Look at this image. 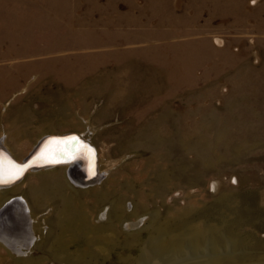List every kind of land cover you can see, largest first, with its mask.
Here are the masks:
<instances>
[{
  "label": "rangeland",
  "instance_id": "1",
  "mask_svg": "<svg viewBox=\"0 0 264 264\" xmlns=\"http://www.w3.org/2000/svg\"><path fill=\"white\" fill-rule=\"evenodd\" d=\"M1 7L16 12L0 10V31L5 26L26 34L28 25L41 22L44 38H21L13 47L8 43L15 36L10 35L0 48V93L5 94L0 96V138L34 140L51 132H78L89 120L100 131L90 140L105 161L114 163L115 179L134 178L139 161L145 160L141 165L151 186L155 173L146 162L151 163L152 151L125 150L119 139L128 145L139 130L156 128V119L170 115L177 135L171 155L175 186L169 197L177 194L183 206L190 195L196 212L188 223H204L210 230L206 240L223 242L214 256H246L252 260L246 264H264V26L259 27L264 0H0ZM48 7L73 12L61 17L52 12L49 17L58 22L56 30H49L50 21L38 15ZM174 32L179 37H166ZM215 39L223 42L221 48ZM139 49L143 53L134 54ZM215 50L224 55L214 57ZM134 65L146 76L149 65L158 66V83L168 86L166 76L173 70V95H164L166 90L157 97L147 94L142 84L147 79L141 84L134 79L144 92L140 101L130 100L125 110L122 103L111 108L112 84L106 78L129 89L133 78L127 68L139 70ZM97 90V97H82ZM70 120L77 125L60 127ZM18 131L26 136L18 137ZM167 164L165 159L157 163L162 172ZM26 184L15 189L23 192ZM20 192L9 194L15 207L3 211L4 222L0 220V264L45 257L36 245L57 233L48 224L55 204L34 208L30 219L18 209L17 199L25 200ZM225 196L231 200L219 203ZM199 210H205L204 221ZM93 221L100 222L99 217ZM7 239L16 244H5ZM17 247H28L29 253L17 254ZM182 254L187 255L186 245ZM109 264L119 263L112 258Z\"/></svg>",
  "mask_w": 264,
  "mask_h": 264
},
{
  "label": "bare ground",
  "instance_id": "2",
  "mask_svg": "<svg viewBox=\"0 0 264 264\" xmlns=\"http://www.w3.org/2000/svg\"><path fill=\"white\" fill-rule=\"evenodd\" d=\"M48 8H46L48 10L47 13H38V15H40L39 19L50 21L47 26L49 30H56V23L58 22V20L49 17L52 12H54V15L58 14L57 16L59 17L62 14H67V12H73L70 9L68 11L66 9L57 11L56 7L55 9ZM0 10L7 12L2 7ZM13 12H16L14 7L12 10L8 9L7 13ZM236 23L239 24L241 21L238 20ZM36 24L34 26L28 25L26 29L29 32L21 35V30L12 31V29H6L5 26H2L0 48L4 46V43H7L8 38H11L8 37L10 35L15 36V38L9 39L10 43H8L13 47L17 41L23 40L21 38L25 40L31 38L37 41L43 39V35L39 33L43 30V25H41V22ZM262 26L264 24L259 23V27ZM179 34V32H174L166 37L178 36ZM214 43L219 48L223 46V42L219 39H215ZM142 49H139L134 54H142ZM150 50H152V53L155 51L153 47H150ZM223 50L226 52L225 49ZM214 53V57L224 55L217 50ZM133 67H138L139 70L127 68V70L131 71L133 78L131 81L133 82L131 84L132 87L129 89L121 86V82L116 81V83H113L114 78L112 77L106 78L112 84L110 91L111 108L122 103L125 110L130 100L140 101L138 97L142 98L141 96L144 95L143 91H146L147 94L152 93L151 95L155 97L163 90H166L164 95H173L171 87V82L174 79L173 70L166 76L167 82L170 80L168 86L164 83L163 85L158 83V75L161 72L158 66L149 65L147 76L142 73V67L138 65ZM121 75L124 77L121 73L117 77L121 79ZM134 79L137 82L147 79L146 83H142V81L139 83L144 85L145 89L143 91ZM167 82L165 80V83ZM137 86L139 87L138 89H136ZM100 93L101 90L87 92L82 97H97ZM102 93H104V90ZM0 96H5V94L0 93ZM84 105V111H86L87 105L85 103ZM169 114L171 113L169 112ZM169 116L167 118L162 116L156 119L154 122L156 128L147 127L139 130L135 139L133 141L129 140L128 145L123 143L125 139L123 140L121 136V139H119V147L125 150L139 152L140 149H148L152 151L151 163L146 162L148 163V168L153 169V172H151L155 173V182L151 186L146 182V175L143 173L141 165L145 163V160L139 161V168L133 174L134 178L123 183L115 179V175H118V172L115 175L112 173L114 163L105 161L100 151L96 149L94 143L90 140L91 135H98L100 131L96 130L89 120H84L83 124L81 123V129L78 132H51L40 135L34 140H15L14 138L6 140L1 137L0 148L8 152L9 154L7 153V155L15 159L17 163H22L26 158L34 154L48 136L77 134L90 146L93 145L97 151L96 167H93L94 164L92 163L78 160L69 165L27 168L14 177H10L11 166L5 161V157L0 151V168L3 170L4 177V183H0V220L4 219L3 211L8 207L11 210L15 207L16 199L9 197V194L15 191L20 192L21 189H15V187L26 184V178L31 174L36 175L32 178V182L26 184V188L22 190L23 192H20L25 195V200H22V198L17 199L18 209L32 219L31 215L34 208L45 206L49 203L55 204L54 209L48 211L51 215L53 214V220L50 219L48 224L50 228H55L57 233L55 236H50L43 244L37 243L36 245V250L42 247V253L43 255L45 254L46 258L32 256L29 259H16V264H109L112 258L119 264H246L252 262L246 256L227 255L225 259L214 256L215 250L221 247L223 242L221 240H214L212 243L208 242L206 237L210 230L206 229L207 226H204V223L202 225H198L197 222H194V225L188 223L190 218H194L196 212L190 195H186V203L183 206L179 204L176 197L177 194L174 195V198L169 197L175 186L172 179L175 166L173 167L171 164V155L177 135V130L173 127V119L171 120ZM75 124V122L70 120L64 121L59 125L60 127H69ZM20 132H16L15 135L17 134L18 137L22 138L26 136V134ZM182 143L184 148L191 150L188 142L183 141ZM82 156L86 159V152H83ZM161 159H165L168 163L166 172H162L157 165ZM130 166H128L129 170ZM166 185L168 186L166 187ZM146 187H149L150 190L146 191ZM168 200H171V203ZM230 200V197L225 196L220 197L218 202L226 203ZM90 210L92 211L90 212ZM233 211L239 214L237 209H233ZM199 215L204 221L205 210H199ZM95 217H99L100 222H94L93 218ZM34 220L32 223L35 222ZM2 226H0V229ZM3 234L7 233L3 232ZM7 240L4 241L7 245L16 244L12 240ZM185 245L187 255L182 254V248ZM202 247L205 250V254L201 252ZM28 251V247H17L15 249V252L21 255H27Z\"/></svg>",
  "mask_w": 264,
  "mask_h": 264
},
{
  "label": "water",
  "instance_id": "3",
  "mask_svg": "<svg viewBox=\"0 0 264 264\" xmlns=\"http://www.w3.org/2000/svg\"><path fill=\"white\" fill-rule=\"evenodd\" d=\"M71 137H76L75 141H71ZM65 141H68L66 145ZM91 149V151H89ZM5 157V161L9 165H27V168L49 167L69 165L78 160L86 161V163L94 164L96 167V151L86 141L77 134H67L63 136H48L37 148L34 154L26 158L22 163H17L15 159L7 155L0 148ZM86 152V159L82 156ZM88 166V165H86Z\"/></svg>",
  "mask_w": 264,
  "mask_h": 264
},
{
  "label": "snow or ice",
  "instance_id": "4",
  "mask_svg": "<svg viewBox=\"0 0 264 264\" xmlns=\"http://www.w3.org/2000/svg\"><path fill=\"white\" fill-rule=\"evenodd\" d=\"M70 140L71 141H75L76 137H71ZM65 143L67 145L68 141H65ZM89 151H91V149H89ZM26 167H27V165H11V169H10V172H9L10 177H14L16 175L21 174ZM0 183H4V177H3L2 168H0Z\"/></svg>",
  "mask_w": 264,
  "mask_h": 264
}]
</instances>
